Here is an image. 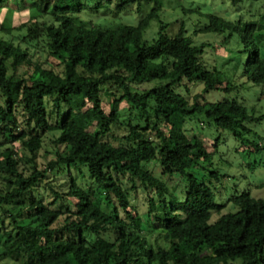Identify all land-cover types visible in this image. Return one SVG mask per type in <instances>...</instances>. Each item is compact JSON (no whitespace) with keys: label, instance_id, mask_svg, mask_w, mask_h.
<instances>
[{"label":"trees","instance_id":"trees-1","mask_svg":"<svg viewBox=\"0 0 264 264\" xmlns=\"http://www.w3.org/2000/svg\"><path fill=\"white\" fill-rule=\"evenodd\" d=\"M144 1L155 8L125 24ZM10 2L27 20L14 27L11 10L0 20V264H264V199L236 196L238 211L212 222L223 209L213 190L219 176L212 153L186 129L202 117L243 141L264 116L236 100L205 102V94L237 86L204 65L207 45L187 35L185 20L163 22L158 0H0V15ZM243 2L259 3L258 20L208 14L193 35L227 34L224 44L237 37L244 76L264 87V0H232ZM100 12L120 23L95 22ZM153 21L158 31L149 41ZM15 32L25 33L21 45ZM197 83L204 89L190 102L180 91ZM47 137L64 152L41 171ZM82 169L89 189L78 184ZM48 170L67 175L73 209L57 192L56 209L33 195ZM137 193L146 197L143 215L132 204Z\"/></svg>","mask_w":264,"mask_h":264},{"label":"rangeland","instance_id":"rangeland-1","mask_svg":"<svg viewBox=\"0 0 264 264\" xmlns=\"http://www.w3.org/2000/svg\"><path fill=\"white\" fill-rule=\"evenodd\" d=\"M117 0H113V6ZM161 7V20L166 24H174L176 21L185 20L187 35L191 36L197 45L206 44L207 48L203 55L202 62L208 69L217 68L223 74L225 79L231 81L236 89L230 93L222 91L212 92L204 95L205 102L217 103L223 99L236 100L238 103L246 106L256 118L264 116V87L256 86L248 82L247 77L243 74V66L238 63L240 52L243 50L242 44L237 37L229 40L227 44L228 35L203 34L193 35L194 31L200 26L208 23L205 18L208 14H214L228 21L241 20L242 23L255 21L259 19V14H256L259 8V3L251 4L250 2H243L234 6L232 0H158ZM156 2L141 4V13H137L138 4L131 7V11L127 14V20H122L126 24L136 25L143 17L146 16L153 8ZM14 11L12 18V25L14 27L20 26L27 20V12L25 8H20L17 4L10 2L4 7L0 20L3 21L7 11ZM260 14L264 18V8L260 9ZM100 12L93 17L95 22L102 25L115 26L119 21H114L110 18V14ZM108 17L107 20L102 19ZM111 19V20H110ZM264 25V20H261ZM179 24L172 26V29H177ZM158 31V22L153 21L151 28L147 31L145 37L151 41ZM24 32L13 33L12 39L16 44L22 43V36ZM10 37H6L7 39ZM23 47H25L23 45ZM43 50V49H39ZM34 49L31 53L34 54ZM48 60L47 56L43 57ZM155 84L150 86H142L139 90L152 88ZM189 92H182L183 95L191 102L192 99L202 93L203 84L196 85L189 84ZM135 88L134 90H136ZM137 89V91H138ZM126 105L123 104L122 107ZM205 121L202 117H197L195 120L186 125L189 131L188 137L196 136L203 142L205 147L212 153V170L217 172L218 180L213 181V190L215 192L216 200L219 205L223 207L221 212L214 213L212 222L219 219L221 215L228 213H235L238 208L231 202V199L243 193H248L251 197L256 199H264V188H259L264 183V118L258 122L248 125L251 133L245 137L243 141L236 140L228 132H218L213 127L203 124ZM55 139V138H54ZM248 142L259 144L261 151H250ZM216 143V146H215ZM215 146V147H214ZM21 155V150L18 151ZM58 152H64V147H58L54 144L52 138H45L43 149L39 152L37 158L38 168L43 171L48 168L51 162H54ZM85 177L78 180V184L86 189L92 187V181L86 173ZM68 177L60 170L49 171L46 179L34 191L33 195L43 201L44 204L51 208H58L59 205H53L55 200L54 192L63 195L66 204L73 209L74 202H71L68 193ZM145 196L140 193L132 200V204L137 206L140 215L146 212ZM70 214L62 215L56 227L63 226L65 220ZM144 223V221H142ZM147 239L152 245L159 244L165 247L162 239H158L156 235H148ZM2 242H0V248ZM234 264H240L236 262Z\"/></svg>","mask_w":264,"mask_h":264}]
</instances>
